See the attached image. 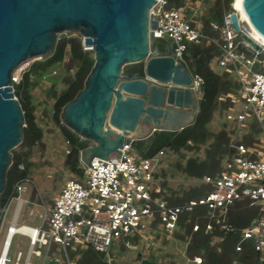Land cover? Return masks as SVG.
Listing matches in <instances>:
<instances>
[{"label":"built area","instance_id":"obj_1","mask_svg":"<svg viewBox=\"0 0 264 264\" xmlns=\"http://www.w3.org/2000/svg\"><path fill=\"white\" fill-rule=\"evenodd\" d=\"M233 1L229 0V9L220 22H209L211 30L216 32L210 35L202 31V23L196 19L200 16L196 15L199 0L169 8L165 7V0H157L148 12V19L155 21V27L148 29V35L150 41L168 43L169 48L174 44L170 54L186 68L182 56L186 42L214 44L219 52L211 60L219 68L217 73L225 72L238 83L235 90L218 97L221 101L228 99L231 102V106L223 111V119L233 130L241 132L238 139L249 131L251 122L257 123L260 130L257 139L244 144L235 138L230 143L234 151L221 159L217 174L199 178L200 183L210 185V190L203 196L179 203L167 201L165 196L169 193L161 187V178L155 170L156 159L163 150L154 156L144 157L133 149V140L119 148L121 154L116 151L106 159L92 157L90 163L96 170L79 157L81 172L76 174L77 179L65 180L52 197L51 206L47 207L40 199L45 211L44 216L40 214L38 225L18 220L25 201L20 192L26 190V182L29 181L28 176L21 178L12 185L0 212L1 223L10 201L14 199L0 245V264L11 261L8 254L15 234L27 238L28 250L24 256L17 251L14 264H20L22 258L21 264H75L68 251L88 248L103 253L110 264L111 246H115V251L121 245L136 251L145 245L148 249L152 244L149 232L154 236L161 232L172 236L178 228L179 214L197 208H205L202 215L206 218L204 232L214 227L223 233L239 230L240 238L235 249L240 250L241 243L252 240L258 252L256 264H264V45L252 37L245 21L240 23L241 16ZM232 12L237 15L238 31L230 19ZM243 35L250 37L259 49L254 48ZM80 41L82 48L87 50L89 47L83 44L82 37ZM189 73L192 78L189 87L198 101L203 79L198 74ZM20 80L21 76L12 72L10 83ZM12 90L14 93L13 87ZM18 167L22 169L23 164H18ZM239 200H247L249 205L258 209L250 223L241 228L234 226L228 216V207ZM198 226L197 222L193 223L192 231H196ZM5 245L4 259L1 260ZM52 248L59 255H51ZM139 255L140 261L146 258L141 257V253ZM33 256L41 257L42 261H32ZM192 261L199 264L201 256H193ZM232 264L242 263L234 260Z\"/></svg>","mask_w":264,"mask_h":264},{"label":"water","instance_id":"obj_2","mask_svg":"<svg viewBox=\"0 0 264 264\" xmlns=\"http://www.w3.org/2000/svg\"><path fill=\"white\" fill-rule=\"evenodd\" d=\"M157 0H0V212L1 194L22 142L24 115L10 85L23 61L41 58L61 32L76 31L93 51L94 63L83 87L61 109L63 124L92 144L79 152L91 168L92 157H106L130 140L154 131H178L193 123L198 101L188 69L175 61L168 43L150 41V7ZM243 12L264 38V0H241ZM235 30L237 15L230 14ZM243 37L256 49L259 46ZM143 62V74L126 76V65ZM95 169V168H93ZM96 170V169H95ZM139 257V255H137ZM141 264H154L149 257Z\"/></svg>","mask_w":264,"mask_h":264},{"label":"trees","instance_id":"obj_3","mask_svg":"<svg viewBox=\"0 0 264 264\" xmlns=\"http://www.w3.org/2000/svg\"><path fill=\"white\" fill-rule=\"evenodd\" d=\"M187 1L195 0H165V7H177ZM228 2L229 0H214L206 14H201L196 18L202 23L204 33L216 34L215 31L211 30L209 22L221 21L223 14L229 9ZM218 52L217 47L212 43L206 44L203 41L200 43L186 42V49L182 55L186 66L191 73L198 74L203 79L195 119L192 124L178 131L156 130L145 139L134 140L132 147L136 146L140 155L151 157L165 148L174 151L191 150L197 147L198 144H205L209 140L202 159L188 157L183 165H178L186 175L200 178L202 175L215 176L220 170L221 159L226 154L231 155L233 153L234 150L230 147V143L234 141L230 138L233 129H226L228 123L225 120V125L218 132L213 133L207 129V124L218 108L223 112L231 106L228 99L221 101L218 97L238 87V83L231 75L225 72L217 73L210 67V59ZM66 55L68 59L65 65L67 68L73 67L74 73L66 76L63 80L65 83L64 89L59 93H53L52 118L70 145L64 164L72 173L79 174L81 172L79 169V152L87 146L86 141L60 123L59 115L62 107L83 87L86 75L94 63V58L90 51L82 48L80 37L69 36L58 38L51 53L45 55L42 60L34 61L23 73L21 80L18 83H13L14 94L18 97L24 115L25 125L23 127V139L20 144L25 146L27 150L22 153L12 152V162L7 170L5 189L1 194L2 205L5 204L12 185L17 180L28 176V165L25 164L24 159L29 155L31 147L40 142L42 138V129L36 124L33 113L34 108L30 99L29 90L34 84L31 77L45 75L52 65L64 62ZM123 74L126 76L142 75L143 62L126 65ZM259 132L257 123L251 122L249 131L239 139L237 138L238 140H235L250 144L257 139ZM20 163H24L22 169L18 167ZM160 185L165 189L162 179ZM209 190L210 185L199 183L198 186L185 191L183 197L171 195L170 193L165 198L171 203H179L183 200L203 196ZM257 212V207L249 205L247 200L236 201L228 207L229 221L237 228L247 226L251 219L257 215ZM203 213H205V208H197L192 212H181L177 221L178 228L173 232L174 236L178 235L184 238L186 252L189 257L200 255L201 262L199 264H232L234 260L242 264H256L258 252L254 249L252 240L241 243V249L236 250L235 246L240 238L239 230L223 233L214 227L211 231L204 232L206 218L202 216ZM195 222L199 226L196 231H192V224ZM179 228H182L184 232L179 233ZM68 255L75 261V264H108L105 255L92 248L70 250ZM49 264H65V262Z\"/></svg>","mask_w":264,"mask_h":264},{"label":"rangeland","instance_id":"obj_4","mask_svg":"<svg viewBox=\"0 0 264 264\" xmlns=\"http://www.w3.org/2000/svg\"><path fill=\"white\" fill-rule=\"evenodd\" d=\"M213 1L214 0H199L196 15L206 14L209 7L213 4ZM240 23H243L242 19H240ZM69 36L80 37L79 33L76 31H68L58 33L56 40L58 38ZM86 51H90L93 55V51L89 50V48H87ZM43 57L45 56L28 59L20 63L18 67L14 69V74L22 77L23 73L34 61L42 60ZM67 59L68 56L66 55L64 62L52 65L45 75L31 77V81L34 84L29 90L30 99L34 108L33 113L36 124L42 129V138L40 142L31 147L29 155L24 159L26 161L25 164L27 163L28 165L27 171L29 181L26 182V190L20 192V196L25 201L19 212V222L26 221L38 225L41 219L40 214L44 216L45 211L44 207L41 205L42 202L40 199L43 200L47 207L51 206L52 197L60 190L65 180L77 179L76 174L72 173L64 164L66 155L70 150V145L67 143L59 126L52 118L54 103L53 93H59L64 89L65 83L63 80L66 76L74 73L73 67H66L65 63L67 62ZM209 65L210 67H213L215 72H219V68L213 65L211 59ZM10 85H12L14 89V84L10 83ZM16 98L18 99L17 96ZM60 123L63 124L61 118ZM224 125L223 112L218 108L214 112L211 121L207 124V129L210 132L216 133ZM229 128H232L231 125L226 124V129L229 130ZM240 133L233 130V132L230 133V138H238ZM85 141L87 146L92 144L88 140ZM208 142L209 140H207L205 144H198L197 147L191 150L174 151L168 148L163 149V153L156 159L157 164L155 170L157 174L160 175L162 181H164L167 193L183 197L185 191L189 190L191 187L198 186L200 183L199 178L186 175L178 165H183L188 157L202 159ZM133 149L138 152L136 146ZM26 150L27 148L25 146L19 144L13 148L11 152L22 153ZM13 207L14 199L10 201L7 211L0 223V245L4 237L5 228L11 217ZM158 230H161L160 227H158ZM178 231L179 233L184 232L182 228H179ZM149 234L152 237V244L148 245L147 251L146 245L137 251L121 245L117 252L115 251V246H111L112 264H138L140 261V257H136L138 252L141 253V257L149 255L150 260L154 264H196L192 261L193 257L191 258L187 255L184 238H181L178 235L168 237L163 232L156 236L151 235L153 233L150 232ZM27 250V238L21 234H15L12 238L8 254L11 261L7 264H14L13 261L17 251H21L24 256ZM50 254L59 255V252L57 250L55 252L52 248ZM38 258L33 256L31 260H40ZM22 260L20 261V264L22 263Z\"/></svg>","mask_w":264,"mask_h":264},{"label":"bare ground","instance_id":"obj_5","mask_svg":"<svg viewBox=\"0 0 264 264\" xmlns=\"http://www.w3.org/2000/svg\"><path fill=\"white\" fill-rule=\"evenodd\" d=\"M234 7L239 11L241 19L243 21H245V23L248 25L249 30H250V32L252 34V37H255V39H257L261 44L264 45V38L257 32V30L252 26V24L250 23V21L247 19L246 15L244 14L241 0H235L234 1ZM16 213H17V211H16ZM6 243H8V239H7ZM5 251H6V245H5L4 250L2 252L1 260L4 259Z\"/></svg>","mask_w":264,"mask_h":264},{"label":"crops","instance_id":"obj_6","mask_svg":"<svg viewBox=\"0 0 264 264\" xmlns=\"http://www.w3.org/2000/svg\"><path fill=\"white\" fill-rule=\"evenodd\" d=\"M211 68L213 69V67L211 66ZM214 70V69H213ZM156 236V235H155ZM148 249H146V251H147ZM118 251V250H117ZM116 251V252H117ZM140 254V252H138L137 254H136V257H137V255H139ZM140 256V255H139ZM146 257H149L150 258V256L149 255H145ZM38 258V257H37ZM38 259H40V260H33V261H36V262H41L42 261V258L41 257H39ZM111 261H112V259H111ZM110 261V264H112V262ZM47 264H49V263H47Z\"/></svg>","mask_w":264,"mask_h":264},{"label":"flooded vegetation","instance_id":"obj_7","mask_svg":"<svg viewBox=\"0 0 264 264\" xmlns=\"http://www.w3.org/2000/svg\"><path fill=\"white\" fill-rule=\"evenodd\" d=\"M164 44H165L164 42H160V43H158V46L160 47V49L163 48V45H164Z\"/></svg>","mask_w":264,"mask_h":264}]
</instances>
